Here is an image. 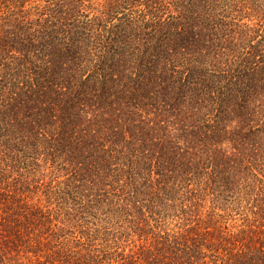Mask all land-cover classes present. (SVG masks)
<instances>
[{"label":"trees","instance_id":"16d2710c","mask_svg":"<svg viewBox=\"0 0 264 264\" xmlns=\"http://www.w3.org/2000/svg\"><path fill=\"white\" fill-rule=\"evenodd\" d=\"M0 264H264V0H0Z\"/></svg>","mask_w":264,"mask_h":264}]
</instances>
